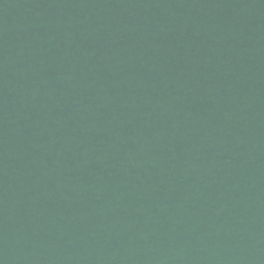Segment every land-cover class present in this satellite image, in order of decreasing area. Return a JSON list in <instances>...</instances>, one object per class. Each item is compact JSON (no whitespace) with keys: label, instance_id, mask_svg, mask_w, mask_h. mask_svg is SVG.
Returning a JSON list of instances; mask_svg holds the SVG:
<instances>
[{"label":"water","instance_id":"obj_1","mask_svg":"<svg viewBox=\"0 0 264 264\" xmlns=\"http://www.w3.org/2000/svg\"><path fill=\"white\" fill-rule=\"evenodd\" d=\"M0 264H264V0H0Z\"/></svg>","mask_w":264,"mask_h":264}]
</instances>
